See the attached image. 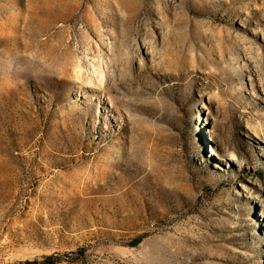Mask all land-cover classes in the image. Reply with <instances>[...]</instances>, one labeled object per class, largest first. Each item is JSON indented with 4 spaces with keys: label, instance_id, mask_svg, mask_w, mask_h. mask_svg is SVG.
<instances>
[{
    "label": "rangeland",
    "instance_id": "374dc122",
    "mask_svg": "<svg viewBox=\"0 0 264 264\" xmlns=\"http://www.w3.org/2000/svg\"><path fill=\"white\" fill-rule=\"evenodd\" d=\"M264 264V0H0V264Z\"/></svg>",
    "mask_w": 264,
    "mask_h": 264
},
{
    "label": "trees",
    "instance_id": "16d2710c",
    "mask_svg": "<svg viewBox=\"0 0 264 264\" xmlns=\"http://www.w3.org/2000/svg\"><path fill=\"white\" fill-rule=\"evenodd\" d=\"M55 261H50V260H47L46 264H54Z\"/></svg>",
    "mask_w": 264,
    "mask_h": 264
}]
</instances>
